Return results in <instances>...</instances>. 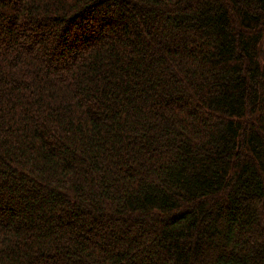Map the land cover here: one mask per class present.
<instances>
[{"label": "trees", "instance_id": "1", "mask_svg": "<svg viewBox=\"0 0 264 264\" xmlns=\"http://www.w3.org/2000/svg\"><path fill=\"white\" fill-rule=\"evenodd\" d=\"M0 264H264V0H0Z\"/></svg>", "mask_w": 264, "mask_h": 264}]
</instances>
